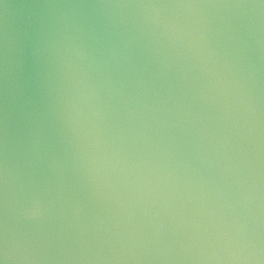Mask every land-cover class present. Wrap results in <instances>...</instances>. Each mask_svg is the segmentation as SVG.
Returning <instances> with one entry per match:
<instances>
[{
    "label": "water",
    "instance_id": "obj_1",
    "mask_svg": "<svg viewBox=\"0 0 264 264\" xmlns=\"http://www.w3.org/2000/svg\"><path fill=\"white\" fill-rule=\"evenodd\" d=\"M0 264H264V0H0Z\"/></svg>",
    "mask_w": 264,
    "mask_h": 264
}]
</instances>
